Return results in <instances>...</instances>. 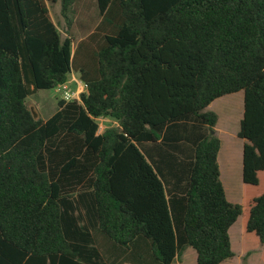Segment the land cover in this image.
<instances>
[{
	"label": "trees",
	"instance_id": "16d2710c",
	"mask_svg": "<svg viewBox=\"0 0 264 264\" xmlns=\"http://www.w3.org/2000/svg\"><path fill=\"white\" fill-rule=\"evenodd\" d=\"M95 1L99 21L72 51L47 3L66 19L74 0H0V264H172L189 248L196 264L232 259L242 207L206 109L243 91L241 179L257 187L264 0ZM72 72L85 90L35 118L27 97ZM100 118L116 125L98 133ZM245 231L264 245V192Z\"/></svg>",
	"mask_w": 264,
	"mask_h": 264
},
{
	"label": "rangeland",
	"instance_id": "374dc122",
	"mask_svg": "<svg viewBox=\"0 0 264 264\" xmlns=\"http://www.w3.org/2000/svg\"><path fill=\"white\" fill-rule=\"evenodd\" d=\"M50 17L56 25L61 37L68 35L72 38V51L76 48V44L85 32L82 31V24L88 21V26L92 27L98 20L97 10L94 0H74L70 11L66 12V19L61 14L60 3H47ZM68 22L70 25H68ZM74 77V79H73ZM63 87H66L75 98L85 90L84 84L79 80L76 73L68 76L67 82L60 87L51 90H41L36 94L27 97L26 102L28 108L32 110L35 118L42 120L50 117L57 109V101L62 98ZM243 91L226 95L213 101L207 111L217 114L218 121L214 128L215 135L221 139L224 147H230L233 153V167L231 173L222 176L221 182L226 193L228 201L233 204H239L242 207V214L232 225L229 236L232 251L235 256L226 260L222 264H264V245H260L256 236L247 234L245 224L248 211L255 197L264 192V173H259V184L257 187L247 186L242 183V146L243 140L236 135L239 130V123L243 115ZM98 132H102L106 127L115 126V122L105 118L98 121ZM237 242V246L234 242ZM172 264H196V254L192 249H186L185 252L177 257Z\"/></svg>",
	"mask_w": 264,
	"mask_h": 264
},
{
	"label": "crops",
	"instance_id": "0c3cea01",
	"mask_svg": "<svg viewBox=\"0 0 264 264\" xmlns=\"http://www.w3.org/2000/svg\"><path fill=\"white\" fill-rule=\"evenodd\" d=\"M94 3H95V7H96V1L94 0ZM96 10H97V8H96ZM97 17H98V20L94 23V25L92 26V27H89L88 26V21L87 22H85L84 23V25L82 24V31L83 32H85V35L83 34L82 35V38L81 39H84V38H86L90 33H92L93 31H94V29H95V27H96V25H97V23H98V21H99V16H98V12H97ZM81 39H79V41L81 40ZM78 41V42H79ZM71 74H73V72L71 73ZM78 75V74H77ZM73 79H74V77H73ZM209 107V106H208ZM207 107V108H208ZM207 110V109H206ZM101 119H105V118H100V119H98L97 120V122L99 121V120H101ZM107 128V127H106ZM105 128V129H106ZM215 128H216V126H215ZM98 133H101V132H98ZM220 140V150H219V152H218V157H217V162H218V166H219V172H220V181H221V178H222V176H225V175H228V174H230L231 173V170H232V167H233V153L231 152V148L228 146V147H224V145H223V143H222V141H221V139H219ZM145 148V150H149V147H144ZM150 151V150H149ZM152 154H154V152H152V151H150ZM157 160H158V158H157ZM241 160H242V158H241ZM260 173H264V172H260ZM259 174V173H258ZM225 178L227 179V180H229V178L227 177V176H225ZM225 195H226V193H225ZM227 198V197H226ZM228 200V199H227ZM230 202V201H229ZM248 217V216H247ZM231 229V228H230ZM230 229H229V231H230ZM248 234V233H247ZM96 235L98 236V244H97V247H98V250L99 251H101L100 250V247H101V245H103L104 243L106 244V245H108L107 244V242L105 241V239L101 236V235H99L98 233H96ZM234 244L237 246V242H236V240H235V242H234ZM232 248V247H231ZM101 253L103 254V252L101 251ZM234 256H235V254H234Z\"/></svg>",
	"mask_w": 264,
	"mask_h": 264
},
{
	"label": "built area",
	"instance_id": "2783aa9c",
	"mask_svg": "<svg viewBox=\"0 0 264 264\" xmlns=\"http://www.w3.org/2000/svg\"><path fill=\"white\" fill-rule=\"evenodd\" d=\"M63 89H64L62 94L63 100L70 101L75 97L74 93H71L66 87H63Z\"/></svg>",
	"mask_w": 264,
	"mask_h": 264
},
{
	"label": "water",
	"instance_id": "95a60500",
	"mask_svg": "<svg viewBox=\"0 0 264 264\" xmlns=\"http://www.w3.org/2000/svg\"><path fill=\"white\" fill-rule=\"evenodd\" d=\"M34 115V114H33Z\"/></svg>",
	"mask_w": 264,
	"mask_h": 264
}]
</instances>
